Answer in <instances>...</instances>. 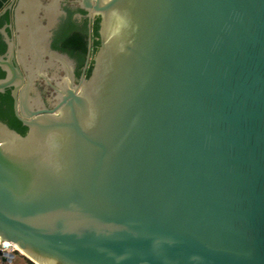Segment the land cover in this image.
Returning a JSON list of instances; mask_svg holds the SVG:
<instances>
[{
	"label": "water",
	"instance_id": "1",
	"mask_svg": "<svg viewBox=\"0 0 264 264\" xmlns=\"http://www.w3.org/2000/svg\"><path fill=\"white\" fill-rule=\"evenodd\" d=\"M40 7L0 0L27 128L0 120V241L35 264H264V0H82L99 45L52 109L21 57Z\"/></svg>",
	"mask_w": 264,
	"mask_h": 264
},
{
	"label": "flooded vegetation",
	"instance_id": "2",
	"mask_svg": "<svg viewBox=\"0 0 264 264\" xmlns=\"http://www.w3.org/2000/svg\"><path fill=\"white\" fill-rule=\"evenodd\" d=\"M53 4L54 8L51 6ZM48 6L51 8L47 9ZM13 14V11H11V13H4L0 17V25L6 26L5 30L7 33L16 40L17 30ZM38 14L40 17L38 21L48 27L46 34L49 33V35L45 37V48H42L41 57L35 56L37 58L36 62H38L39 65L42 63V60L45 61V77L41 76L35 79L34 88L31 89L29 95L31 102H34V108L39 109L41 108L40 104H43L45 108L52 109L57 102L58 93L55 88L59 87L60 81H67L71 76L73 84H77L83 71L85 76L86 69L84 70V64L87 57L88 37L90 32L92 45V24L97 15H93L88 10L84 9L82 7V0H41V7ZM10 23L12 27L8 29ZM82 30L85 31L86 51L84 53V61L82 65L79 66L76 56L71 55L67 51L53 47V42L63 35L64 32L81 33ZM7 50V47H5L4 51L0 54L7 53ZM31 52L34 55L36 54L35 49ZM93 55L94 54L90 51L88 63L92 61ZM14 59L17 60L16 58ZM25 60L30 62L33 60L30 52L27 53ZM28 64L30 63L27 62V65ZM33 67L36 68L37 66L33 65Z\"/></svg>",
	"mask_w": 264,
	"mask_h": 264
},
{
	"label": "trees",
	"instance_id": "3",
	"mask_svg": "<svg viewBox=\"0 0 264 264\" xmlns=\"http://www.w3.org/2000/svg\"><path fill=\"white\" fill-rule=\"evenodd\" d=\"M98 19L99 17L97 16L92 24V54L95 53L99 45L97 35ZM85 44V31L82 30L81 33L64 32L63 35H61L55 42H53V47L63 51H67L71 55L76 56V58L78 59V65L81 66L84 61V53L86 51ZM5 47L6 44L0 37V53L4 51ZM91 67L92 61L88 63V66L85 71V77H88V75L90 74ZM3 76L4 72L0 70V77ZM0 120L20 134H25L27 130L26 126H24L21 121L15 116L13 109V98L11 96L9 88L5 89L4 92H0ZM19 254L20 253H17V255ZM22 257L26 260V264H35L28 258H26L24 255H22Z\"/></svg>",
	"mask_w": 264,
	"mask_h": 264
},
{
	"label": "bare ground",
	"instance_id": "4",
	"mask_svg": "<svg viewBox=\"0 0 264 264\" xmlns=\"http://www.w3.org/2000/svg\"><path fill=\"white\" fill-rule=\"evenodd\" d=\"M27 4V3H26ZM21 33V57L24 56V53L30 52L32 55V61H27L30 64H28L29 67H33V65L39 66V63L36 62L37 58L35 56H39L41 53L42 55V48H45V37H46V29L45 27H39V28H31L30 27H25L21 28L20 30ZM35 49L36 54H32V50ZM39 52V53H38ZM26 58V57H24ZM26 61V60H25ZM34 102H32L29 105H32ZM17 249H19L17 247ZM20 250V249H19ZM22 253H24L22 250H20Z\"/></svg>",
	"mask_w": 264,
	"mask_h": 264
},
{
	"label": "built area",
	"instance_id": "5",
	"mask_svg": "<svg viewBox=\"0 0 264 264\" xmlns=\"http://www.w3.org/2000/svg\"><path fill=\"white\" fill-rule=\"evenodd\" d=\"M18 252L14 243L6 240L0 241V264H12Z\"/></svg>",
	"mask_w": 264,
	"mask_h": 264
},
{
	"label": "rangeland",
	"instance_id": "6",
	"mask_svg": "<svg viewBox=\"0 0 264 264\" xmlns=\"http://www.w3.org/2000/svg\"><path fill=\"white\" fill-rule=\"evenodd\" d=\"M18 253H20V252H18ZM20 254L15 256L12 264H26V260L22 257V254L21 255Z\"/></svg>",
	"mask_w": 264,
	"mask_h": 264
}]
</instances>
